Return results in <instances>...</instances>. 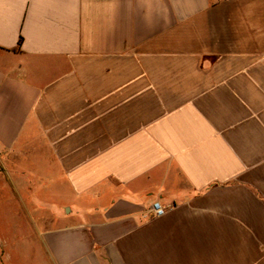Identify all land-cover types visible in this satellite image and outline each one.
Returning a JSON list of instances; mask_svg holds the SVG:
<instances>
[{"label":"crops","instance_id":"obj_1","mask_svg":"<svg viewBox=\"0 0 264 264\" xmlns=\"http://www.w3.org/2000/svg\"><path fill=\"white\" fill-rule=\"evenodd\" d=\"M0 180V264H264V0H0Z\"/></svg>","mask_w":264,"mask_h":264},{"label":"rangeland","instance_id":"obj_2","mask_svg":"<svg viewBox=\"0 0 264 264\" xmlns=\"http://www.w3.org/2000/svg\"><path fill=\"white\" fill-rule=\"evenodd\" d=\"M2 185V180H0V186ZM6 194L0 193V238L4 241L5 237L14 238V216L16 212L24 213L25 206L22 204H18L14 206V204L10 203V196L8 195V191H5ZM36 201L40 200L39 196H37ZM33 201V200H32ZM35 201V200H34ZM32 202L31 205H27V209L31 211L33 216H44L46 214V205L41 204L39 201L37 203ZM11 205V206H10ZM25 213L28 214V211L25 209ZM26 229L21 231L22 237L26 234ZM21 234H18L20 236ZM6 239V238H5ZM14 253V252H13ZM16 253V254H15ZM13 255L19 256L21 253L15 252ZM15 260V257H14ZM1 261L3 262L2 258ZM16 263L20 262V257H16Z\"/></svg>","mask_w":264,"mask_h":264},{"label":"built area","instance_id":"obj_3","mask_svg":"<svg viewBox=\"0 0 264 264\" xmlns=\"http://www.w3.org/2000/svg\"><path fill=\"white\" fill-rule=\"evenodd\" d=\"M167 213V209L160 203L154 202L152 205V217L153 218H161L165 216Z\"/></svg>","mask_w":264,"mask_h":264}]
</instances>
